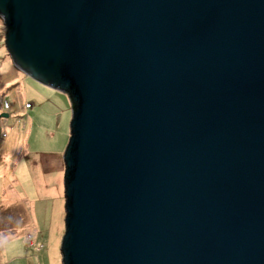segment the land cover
<instances>
[{
    "label": "water",
    "instance_id": "obj_1",
    "mask_svg": "<svg viewBox=\"0 0 264 264\" xmlns=\"http://www.w3.org/2000/svg\"><path fill=\"white\" fill-rule=\"evenodd\" d=\"M0 19L14 67L72 105L62 264H264V0H0Z\"/></svg>",
    "mask_w": 264,
    "mask_h": 264
},
{
    "label": "rangeland",
    "instance_id": "obj_2",
    "mask_svg": "<svg viewBox=\"0 0 264 264\" xmlns=\"http://www.w3.org/2000/svg\"><path fill=\"white\" fill-rule=\"evenodd\" d=\"M5 32L0 19V264H62L72 105L14 67Z\"/></svg>",
    "mask_w": 264,
    "mask_h": 264
},
{
    "label": "crops",
    "instance_id": "obj_3",
    "mask_svg": "<svg viewBox=\"0 0 264 264\" xmlns=\"http://www.w3.org/2000/svg\"><path fill=\"white\" fill-rule=\"evenodd\" d=\"M21 85H22V87H23V89H22V91L24 90V88H25V86H27V82L26 81H23L22 83H20ZM32 108V107H31ZM30 108V109H31Z\"/></svg>",
    "mask_w": 264,
    "mask_h": 264
},
{
    "label": "bare ground",
    "instance_id": "obj_4",
    "mask_svg": "<svg viewBox=\"0 0 264 264\" xmlns=\"http://www.w3.org/2000/svg\"><path fill=\"white\" fill-rule=\"evenodd\" d=\"M3 107H4V106H2V107L0 106V108H3Z\"/></svg>",
    "mask_w": 264,
    "mask_h": 264
},
{
    "label": "built area",
    "instance_id": "obj_5",
    "mask_svg": "<svg viewBox=\"0 0 264 264\" xmlns=\"http://www.w3.org/2000/svg\"><path fill=\"white\" fill-rule=\"evenodd\" d=\"M4 106V105H3ZM6 106H7V104H6ZM30 107V106H29Z\"/></svg>",
    "mask_w": 264,
    "mask_h": 264
}]
</instances>
